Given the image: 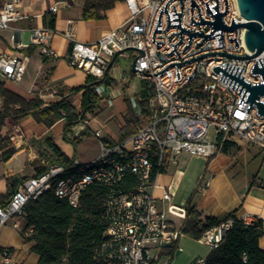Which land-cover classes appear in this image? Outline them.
<instances>
[{
  "label": "built area",
  "instance_id": "2783aa9c",
  "mask_svg": "<svg viewBox=\"0 0 264 264\" xmlns=\"http://www.w3.org/2000/svg\"><path fill=\"white\" fill-rule=\"evenodd\" d=\"M125 2L130 17L96 42L78 41L74 20L63 35L69 41L68 62L96 80L104 77L102 83L93 85V91L97 100L110 105L113 98L106 81L107 67L117 52L132 50L135 74L147 89L140 98L145 105L139 111L135 132L116 142L101 139L98 155L89 161L74 158L68 165L47 161L44 172L21 180L9 201L0 205V228L11 218H26L27 204L50 190L77 208L83 192L96 182L108 189L104 198L108 227L98 249L102 264H169L171 257L161 256L167 248L177 247L183 225L178 228L175 218L184 219L186 208L173 203L174 183L161 184L159 176L168 171L172 161H180L184 152L211 160L231 138H241L264 152V113L249 101L250 90L244 84L264 83V71L254 72L255 65L264 68V52L251 59L240 58L252 53L245 42L246 27L215 28L218 13L224 14L228 26L248 22L237 0ZM61 3L66 8L72 6L69 0ZM21 4L22 0H0V30L27 17ZM59 9L58 3L49 7L53 13ZM51 32L50 27L32 28L28 44L12 34L18 52L0 55V79L18 83L23 79L30 62V55L21 52L26 48H38L44 58H59L49 44ZM256 102L264 103V94L258 95ZM79 123L87 126L88 116ZM95 135L100 137L101 132L97 130ZM202 183L206 187L210 183L205 172L198 187ZM239 218L246 224L258 219L248 213ZM233 223L234 218L227 217L206 230L199 241L211 250L217 248ZM27 231L32 234L33 227ZM152 247L160 249L155 256ZM1 260L12 263L13 250L1 248ZM205 263L206 258H198L194 264Z\"/></svg>",
  "mask_w": 264,
  "mask_h": 264
},
{
  "label": "crops",
  "instance_id": "0c3cea01",
  "mask_svg": "<svg viewBox=\"0 0 264 264\" xmlns=\"http://www.w3.org/2000/svg\"><path fill=\"white\" fill-rule=\"evenodd\" d=\"M62 1L65 0H22L21 10L27 17L14 21L10 29L0 30V55L18 52L11 39L12 34H16L17 40L21 43L28 44L32 28L49 27L44 21V14L50 12L51 5L58 3L59 11L51 12L56 19L54 28L50 27L52 32L49 44L56 49L60 57L44 58L39 53V49L35 47L22 50L21 52L30 55V62L23 79L19 83L13 82L21 86V90L15 92L28 99L40 98L43 101L42 107L61 98H66L79 113L82 111L84 89L81 91H74V89L84 85L89 74L68 62L66 56L69 50V41L64 37L63 32L68 27L69 21L74 20L76 39L84 43H93L106 31L125 23L130 17V10L125 0H118L112 9L104 12L102 18L85 20L82 17L83 0H69L72 4L70 8L64 7ZM4 32H8L9 37ZM24 34L28 36L29 41L24 40ZM131 73L135 74L132 69ZM106 81L112 88L110 96L113 98V104L110 105L106 100H97L98 107L85 114L89 118V124L83 127L82 124L77 123L68 130L67 137L71 140L75 139V143L67 141L64 137L65 118H61L51 127L37 122L32 115H26L16 121L8 118V121L14 123V131L24 132V135L20 134L21 137L13 143L18 151L8 160L2 157L3 150L0 149L1 195L14 191L21 180L37 174L39 168L46 166L48 158L40 159L38 164L36 162L38 151L34 143L37 140L41 142L46 136H50L69 158L80 159L78 147L81 141L86 138L95 139V153L90 157L86 156L84 159H80L89 161L98 155L101 139L116 142L124 138V133L131 130V127L127 126L125 115L131 108V115L135 119V123L137 122L139 111L144 106V102L140 98L146 93V84L142 80L140 91L126 98L122 93L129 85L128 76L120 71L111 73L109 70ZM75 94L79 96L78 103L74 99ZM113 118L119 120V135L114 134L108 128V123ZM97 130L101 132L100 137L95 135ZM25 132L29 135H25ZM229 142H231V146L227 152L221 149L215 157L209 160L205 169V177L210 183L207 187L202 183V186L197 188L196 191L199 193L194 195L193 202L203 216H213L222 221L233 212L239 216L248 213L259 218L263 222L264 228V180L258 174L252 177H237L238 175H230V177L228 173L231 161L227 154L233 148L242 151L251 146L241 138H231ZM176 173L171 179L164 182L160 181L161 174L159 182L161 184L174 183ZM157 192L160 193V191ZM27 228L26 218L23 217L11 218L7 224L0 228V264H6L1 260V248L3 247L13 250V262L9 264H38L39 255L32 250L35 241L28 239ZM259 245L264 249V235L260 237Z\"/></svg>",
  "mask_w": 264,
  "mask_h": 264
},
{
  "label": "trees",
  "instance_id": "16d2710c",
  "mask_svg": "<svg viewBox=\"0 0 264 264\" xmlns=\"http://www.w3.org/2000/svg\"><path fill=\"white\" fill-rule=\"evenodd\" d=\"M118 0H83L82 17L85 20L99 19L104 12L112 9ZM56 17L47 12L44 21L47 26L54 28ZM96 79L88 75L86 83L74 89L81 91L82 111L77 113L72 103L61 98L42 107L40 98H25L21 94L9 89L0 79V149L5 160L11 158L18 149L9 139L2 134L6 126V119L18 120L26 115H32L39 123L48 127L54 125L61 118H65L64 137L67 141L76 142L67 137L68 130L80 122L88 111L98 107V102L93 91ZM91 85V88L88 86ZM146 94V93H145ZM145 105V103H143ZM66 113V116H64ZM130 131L123 137L136 130L135 119L131 115V108L125 115ZM26 135H29L26 133ZM48 151L47 155L51 164L68 165L71 163L62 149L52 137L46 136L41 142ZM231 142L226 141L222 150L227 152ZM47 169L43 166L38 169L42 173ZM16 185V182L14 183ZM125 183L122 188H126ZM108 189L99 183H91L83 192L79 207H72L66 200L55 195L50 190L39 198L30 201L26 206L27 227H33V233L28 239L34 240L32 250L39 255L38 264H102L98 255L100 244L105 238L108 222L104 215V198ZM12 192L0 194V205L9 201ZM229 216L234 218L232 227L220 245L211 250L206 257L205 264H264V249L259 245V239L264 235L263 222L258 218L251 224H246L235 212ZM228 216V217H229ZM221 221L213 216H203L193 199L186 206L182 233L199 240L202 234ZM173 255V252H171Z\"/></svg>",
  "mask_w": 264,
  "mask_h": 264
},
{
  "label": "rangeland",
  "instance_id": "374dc122",
  "mask_svg": "<svg viewBox=\"0 0 264 264\" xmlns=\"http://www.w3.org/2000/svg\"><path fill=\"white\" fill-rule=\"evenodd\" d=\"M4 33L7 37H9L8 32ZM24 35V40L29 41L28 36L26 34ZM133 59L134 57L132 56V50L125 51L117 57L115 64L110 69L111 73L120 71L125 76H128L129 85L125 90H123L122 93L126 98L134 95V93L136 92H139L142 85V79L137 74L131 73V65ZM2 80L5 82L6 86L9 89L13 91L21 90V86L14 83L13 81L6 79ZM78 97V95H74V99L77 103L79 101ZM118 121L119 120L117 118H113L108 123V128L117 135H119L120 133V124ZM2 134L8 136L9 139L14 143L21 137L20 134L24 135V132H18V130L14 131V123L8 121L7 118L6 126L2 130ZM208 138L212 139L211 137ZM215 138L216 136L213 137L212 140H215ZM95 142V139L89 140L87 138L81 141L78 147L80 159H84L86 156L90 157L91 155H93V153H95ZM35 147L38 151V159L36 161L38 164L40 162V159L48 158L47 155L49 154V151L44 146H42L41 143L37 144ZM254 151H257L258 153H255ZM227 156L229 158V161H231V165L228 169L229 176L238 175L237 177H252L253 175L258 174L259 177L264 180V152L260 151L257 147L251 146L249 149H243L242 151L233 148L227 154ZM209 160L210 159L204 156L192 155L188 152H184L180 157V161L171 162L168 171L160 176V181L164 182L169 178L171 179L173 177V174L177 172L174 179V204L186 208L189 200L193 199L194 195L199 193L196 190L200 183V177L206 171L205 169ZM175 221L177 227L180 228L183 225L184 219L175 218ZM159 250L160 249L157 247H152L151 254L155 256L159 252ZM171 252H173V255L171 254ZM210 253V246L182 233L178 241V247L175 246L173 248H167L165 250V254H163L161 258L163 259L170 256L171 262L169 264H194L196 259L206 258Z\"/></svg>",
  "mask_w": 264,
  "mask_h": 264
},
{
  "label": "water",
  "instance_id": "95a60500",
  "mask_svg": "<svg viewBox=\"0 0 264 264\" xmlns=\"http://www.w3.org/2000/svg\"><path fill=\"white\" fill-rule=\"evenodd\" d=\"M238 6L240 9L241 14L248 20V22L243 24H233L228 26L223 21V13H218L216 19L214 20L213 24L215 28H221L225 30H235L239 26L246 27L245 33V42L247 48L252 52L251 54H245L243 56H238L244 59H251L261 53L264 52V0H237ZM123 53V51L117 52L111 59L107 71L112 67L114 64L117 56ZM136 60L132 62V70L137 72V68L135 66ZM220 68L217 67L216 70L218 71ZM264 68H260L258 65H255L254 72H263ZM104 77L96 80L93 85L102 83ZM244 82L243 80H241ZM244 84L250 90L249 101L252 103H256L259 111L264 113V103L256 102V98L258 95L264 94V83L257 84V85H250L249 83L244 82ZM91 88V85L88 86ZM170 243L167 242L166 245L168 246Z\"/></svg>",
  "mask_w": 264,
  "mask_h": 264
}]
</instances>
